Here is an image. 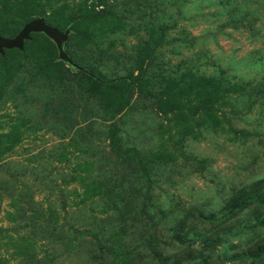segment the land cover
Here are the masks:
<instances>
[{"label":"rangeland","instance_id":"obj_1","mask_svg":"<svg viewBox=\"0 0 264 264\" xmlns=\"http://www.w3.org/2000/svg\"><path fill=\"white\" fill-rule=\"evenodd\" d=\"M39 17L75 67L0 54V264H264V0H0V35Z\"/></svg>","mask_w":264,"mask_h":264},{"label":"water","instance_id":"obj_2","mask_svg":"<svg viewBox=\"0 0 264 264\" xmlns=\"http://www.w3.org/2000/svg\"><path fill=\"white\" fill-rule=\"evenodd\" d=\"M37 33L43 34L55 44L59 60L75 67L74 63L63 48L64 43L68 39L69 30L62 32L59 29L48 25L43 17L36 18L24 24L13 38H7L0 35V54L2 55L4 50L16 49L22 51L25 42L30 40L31 34Z\"/></svg>","mask_w":264,"mask_h":264},{"label":"trees","instance_id":"obj_3","mask_svg":"<svg viewBox=\"0 0 264 264\" xmlns=\"http://www.w3.org/2000/svg\"><path fill=\"white\" fill-rule=\"evenodd\" d=\"M45 22H46V20H45ZM47 23V22H46ZM48 24V23H47ZM49 25V24H48ZM51 26V25H50ZM53 27V26H52ZM58 29V28H57ZM32 35H34V34H31V36ZM2 36V35H1ZM31 36H30V38H31ZM5 37V36H4ZM8 38V37H7ZM28 41H26L25 42V44L27 43ZM25 44H24V46H25ZM6 51H18V50H16V49H13V50H4V52H6ZM84 74V73H83ZM86 75V74H85ZM121 81H123L124 80V78L123 79H120ZM95 81H98V79H95Z\"/></svg>","mask_w":264,"mask_h":264}]
</instances>
